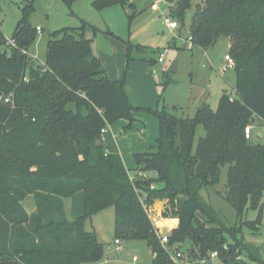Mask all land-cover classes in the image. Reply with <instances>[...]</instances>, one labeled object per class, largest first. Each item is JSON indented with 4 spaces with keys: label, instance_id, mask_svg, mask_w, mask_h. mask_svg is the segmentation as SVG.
Segmentation results:
<instances>
[{
    "label": "trees",
    "instance_id": "1",
    "mask_svg": "<svg viewBox=\"0 0 264 264\" xmlns=\"http://www.w3.org/2000/svg\"><path fill=\"white\" fill-rule=\"evenodd\" d=\"M63 1L71 6L77 0ZM165 1L177 2L171 16L184 23L192 0ZM93 5L102 10L132 6V0H93ZM33 10L34 2L23 9L10 41L0 28V96L13 94V104L0 101V264L102 261L104 246L85 222L111 206L116 240L143 241L153 264H172L148 213L158 200L167 203L163 217L178 220L166 233L171 250L190 242L183 251L194 260L217 252V264H264L251 255L244 237L245 230L260 231L264 212V142L245 137L247 126L264 123V0L197 5L187 36L190 50L206 51L228 38L235 96L224 91L216 110L204 103L192 118L151 110L159 124L156 146L134 160L154 176L136 182L121 155L103 144L109 126L125 120L126 133L136 122L125 79L109 78L84 24L52 32L46 63H34L29 58L38 36L29 21ZM226 167L227 182L218 194L235 213L231 224L202 194L220 184ZM28 197L35 201L32 214L24 206ZM65 200L71 202L70 220ZM250 210L258 211L254 221L245 219Z\"/></svg>",
    "mask_w": 264,
    "mask_h": 264
},
{
    "label": "rangeland",
    "instance_id": "2",
    "mask_svg": "<svg viewBox=\"0 0 264 264\" xmlns=\"http://www.w3.org/2000/svg\"><path fill=\"white\" fill-rule=\"evenodd\" d=\"M31 2H34V10L29 21L33 27H40L42 30L29 48V58L36 64L46 63L48 42L54 31L80 28L84 24L86 38L95 41L99 34L104 37L98 45L96 43L95 50L98 51L110 79H125V93L130 103L137 108L134 113L136 122L126 133L123 132V127L128 124L125 120L114 123L110 129L107 128L108 132L112 131L109 135L114 133L119 137L118 142L124 149L128 168L132 173L137 170L135 175L131 174L134 182L154 176L143 171L142 167L137 169L133 156L128 152V149L135 148L149 152L152 146H156L159 124L151 110L165 108L179 116L192 118L203 102L216 110L224 91L235 96L234 68L230 67L223 72V67L227 65L225 57L228 55V38H220L206 51L198 47L190 50L189 43L185 40L190 34L196 7L199 3L203 4L204 0H192V7L187 11L184 23L180 18L171 16V12L178 10L177 2L170 6L165 0L160 3H155V0H132V6L116 5L102 10L94 7L93 0H77L71 6L66 5L63 0H0V28L9 41L18 22L23 18V9ZM165 17L174 19L179 28L172 32L164 23ZM129 46L132 47L131 56L134 58L130 61ZM164 49H168L164 64L151 65L148 61L157 60ZM175 60H178V71L172 72L170 69ZM2 97L1 95L0 99ZM118 129L121 135L116 131ZM202 132L200 128L198 135ZM259 133L263 138L257 137ZM109 135L107 137L111 144L116 146ZM126 138L128 140L123 141ZM252 140L264 142V123L256 122L253 125ZM226 182L227 167L222 170L220 184L214 189L202 191V194L216 207L223 221L231 224L235 222V213L218 194L223 192ZM65 204L70 220V200H66ZM24 206L29 213H34V198L28 197ZM165 208L164 201L158 200L148 209L153 218L152 222L161 235L170 232L177 223L176 219L163 217ZM257 217L258 211L250 210L245 219L254 221ZM115 222L113 206L85 222V229L97 234L105 251L102 261L86 264H153L150 254L152 251L145 242L123 238L120 245L115 243ZM244 237L251 255L264 262V212L260 231L253 234L245 230ZM191 247L192 244L187 242L183 250L188 251ZM242 258H247L246 253H243Z\"/></svg>",
    "mask_w": 264,
    "mask_h": 264
},
{
    "label": "built area",
    "instance_id": "3",
    "mask_svg": "<svg viewBox=\"0 0 264 264\" xmlns=\"http://www.w3.org/2000/svg\"><path fill=\"white\" fill-rule=\"evenodd\" d=\"M156 3L163 2V0H155ZM164 23L165 25L173 32L174 30L179 28V24L174 20L170 19L169 17L164 18ZM38 32H41V28H37ZM186 42L189 43V48H191V38L186 37ZM13 44V42H10ZM168 53V49H164L162 52L159 53V57L157 58V62L159 64H163L165 62V56ZM225 61L227 63L226 66L223 67V72H226L230 67L234 68V61L230 56L225 57ZM1 103L5 105H10L13 104V94H10L9 96H3L0 99ZM106 132V131H105ZM104 132V133H105ZM245 137L246 139L250 140L253 137V126H247L245 128ZM150 216V215H149ZM151 220H153L152 216H150ZM154 223V222H153ZM157 230V229H156ZM158 235L161 238V243L164 248L169 252L170 260L172 264H217V258H218V253L214 252L210 255L208 259H198L194 260L187 252L183 250H171L170 248L167 247L168 243V237L166 234L163 236L158 232ZM115 243L117 245H120L119 240H115Z\"/></svg>",
    "mask_w": 264,
    "mask_h": 264
},
{
    "label": "crops",
    "instance_id": "4",
    "mask_svg": "<svg viewBox=\"0 0 264 264\" xmlns=\"http://www.w3.org/2000/svg\"><path fill=\"white\" fill-rule=\"evenodd\" d=\"M156 3V2H155ZM37 28H40V27H37ZM175 31V30H174ZM173 31V32H174ZM89 39V38H88ZM100 39H104V37H102V35L101 34H99L98 36H97V38H96V40L95 41H93L91 38H90V40L92 41V49H93V53H94V55L101 61V58H100V55H99V53H98V51H96L95 50V45H96V43H97V45L100 43L99 41H101ZM229 47H230V44H229V40H228V51H229ZM156 61V60H155ZM102 63V62H101ZM157 63V62H156ZM164 64V63H163ZM103 65V64H102ZM205 96V95H204ZM202 100V98L199 100V101H201ZM204 104V102L203 103H201V105H203ZM199 105V104H198ZM197 105V106H198ZM199 108V107H198ZM197 110V109H196ZM196 112V111H195ZM127 122V121H126ZM128 124H126V126H127ZM125 127V126H124ZM124 127H123V129H124ZM110 128H112V126H109V128L108 129H110ZM116 131H119L120 132V135H121V131H120V129H118V130H116ZM143 132V131H142ZM110 133H112V131H107L106 130V132L103 134V144L105 145V147H106V149L108 150V152H110V153H118V154H120L121 155V157H122V159H123V161H124V164H125V166H126V168L129 170V172H130V176H131V174H136V172H137V170H134V173H132L131 172V169L130 168H128V166H127V162H126V156H125V154L123 153L124 151V149H123V147H121V145H120V143L118 142V139H119V137H117V135H115L114 133L112 134V136L111 135H109ZM109 135V137L112 139V140H114L115 141V143H116V146H114V145H112L111 144V140L110 139H108V136ZM119 136V135H118ZM257 137L259 138V139H261V138H263V135L261 134V133H259V134H257ZM125 139V138H124ZM158 139V138H157ZM128 140V138H126V140H123V141H127ZM157 141V140H156ZM153 147V146H152ZM141 150V151H140ZM128 152H129V154H131L132 156H133V159H134V155L135 154H139V153H144V152H146V151H143V149H134V150H132V149H128ZM134 162H135V160H134ZM136 163V162H135ZM140 167H137V169H139ZM142 169V168H141ZM140 170V169H139ZM66 201V200H65ZM164 203L166 204V202L164 201ZM175 221H177V223L176 224H178V220H175Z\"/></svg>",
    "mask_w": 264,
    "mask_h": 264
},
{
    "label": "water",
    "instance_id": "5",
    "mask_svg": "<svg viewBox=\"0 0 264 264\" xmlns=\"http://www.w3.org/2000/svg\"><path fill=\"white\" fill-rule=\"evenodd\" d=\"M170 70H171L172 72H177V71H178V60H175V61H174V63L172 64ZM97 145H101V141H100V140L97 142ZM150 254H152V252H150Z\"/></svg>",
    "mask_w": 264,
    "mask_h": 264
}]
</instances>
